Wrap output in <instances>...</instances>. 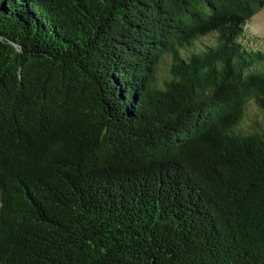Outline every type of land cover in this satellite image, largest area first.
Returning <instances> with one entry per match:
<instances>
[{
    "label": "trees",
    "instance_id": "16d2710c",
    "mask_svg": "<svg viewBox=\"0 0 264 264\" xmlns=\"http://www.w3.org/2000/svg\"><path fill=\"white\" fill-rule=\"evenodd\" d=\"M264 0H0V264H264Z\"/></svg>",
    "mask_w": 264,
    "mask_h": 264
},
{
    "label": "rangeland",
    "instance_id": "374dc122",
    "mask_svg": "<svg viewBox=\"0 0 264 264\" xmlns=\"http://www.w3.org/2000/svg\"><path fill=\"white\" fill-rule=\"evenodd\" d=\"M247 33L253 38V44L264 48V5L251 18L246 26Z\"/></svg>",
    "mask_w": 264,
    "mask_h": 264
}]
</instances>
